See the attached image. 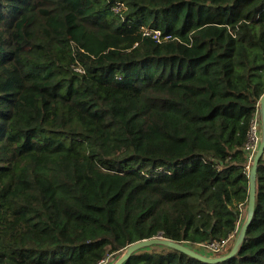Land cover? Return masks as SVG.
<instances>
[{"label": "trees", "instance_id": "1", "mask_svg": "<svg viewBox=\"0 0 264 264\" xmlns=\"http://www.w3.org/2000/svg\"><path fill=\"white\" fill-rule=\"evenodd\" d=\"M263 94L264 0H0V264L111 263L160 232L207 253L247 208ZM123 264H264V156L237 255Z\"/></svg>", "mask_w": 264, "mask_h": 264}, {"label": "water", "instance_id": "2", "mask_svg": "<svg viewBox=\"0 0 264 264\" xmlns=\"http://www.w3.org/2000/svg\"><path fill=\"white\" fill-rule=\"evenodd\" d=\"M259 124L261 128V140L259 147L255 153L252 166L249 173V199L246 212L243 221L240 224L237 236L230 248V250L221 255H210L201 252L195 247H191L182 242L174 241L162 235L160 232L158 235L151 238H144L129 244L121 254L115 258L109 264H123L131 255L139 249L149 247L152 245H164L179 251H182L190 256H193L201 261L216 263L232 258L237 255L245 241L247 229L253 219L255 208H256V183H257V168L258 163L264 156V94L261 96L259 101Z\"/></svg>", "mask_w": 264, "mask_h": 264}, {"label": "built area", "instance_id": "3", "mask_svg": "<svg viewBox=\"0 0 264 264\" xmlns=\"http://www.w3.org/2000/svg\"><path fill=\"white\" fill-rule=\"evenodd\" d=\"M123 7H124V3L118 2L117 5L115 6V10L119 11ZM142 30H143V35H150L159 42L162 41L163 39H169L171 37V35H166L163 37L160 30H154L146 27H142ZM260 140H261V128L259 124V117H256L251 121L248 139L244 146L247 152L246 169L249 170V173L255 153L259 147ZM239 224L240 223L238 222L236 230L233 231L227 238L222 240H213V241H209L206 244H203L204 248L207 250V253H209L210 255L224 254L225 250L230 246V242L233 236L237 235L239 230ZM109 263H110V256L103 258L98 262V264H109Z\"/></svg>", "mask_w": 264, "mask_h": 264}, {"label": "rangeland", "instance_id": "4", "mask_svg": "<svg viewBox=\"0 0 264 264\" xmlns=\"http://www.w3.org/2000/svg\"><path fill=\"white\" fill-rule=\"evenodd\" d=\"M242 209H244V211H243L242 218L240 219L239 223H241L243 221V218H244V215H245V212H246V208L242 207ZM236 236L237 235L233 236V238L231 239V242H230V246L225 250L224 253H226V252H228L230 250V248H231Z\"/></svg>", "mask_w": 264, "mask_h": 264}, {"label": "bare ground", "instance_id": "5", "mask_svg": "<svg viewBox=\"0 0 264 264\" xmlns=\"http://www.w3.org/2000/svg\"><path fill=\"white\" fill-rule=\"evenodd\" d=\"M241 224V223H240ZM240 224H239V227H240Z\"/></svg>", "mask_w": 264, "mask_h": 264}]
</instances>
